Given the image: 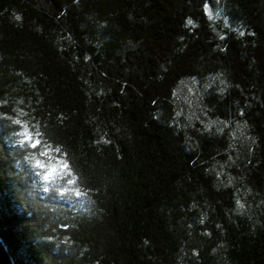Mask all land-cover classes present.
Wrapping results in <instances>:
<instances>
[{
    "label": "trees",
    "instance_id": "1",
    "mask_svg": "<svg viewBox=\"0 0 264 264\" xmlns=\"http://www.w3.org/2000/svg\"><path fill=\"white\" fill-rule=\"evenodd\" d=\"M204 3L0 0V264H264V0Z\"/></svg>",
    "mask_w": 264,
    "mask_h": 264
},
{
    "label": "snow or ice",
    "instance_id": "2",
    "mask_svg": "<svg viewBox=\"0 0 264 264\" xmlns=\"http://www.w3.org/2000/svg\"><path fill=\"white\" fill-rule=\"evenodd\" d=\"M201 2H202L205 9H207L210 6L209 4L204 3V0H201ZM17 19H19V17H17ZM189 23H191V21H189ZM241 35H243V33H241ZM221 38H223V37H221ZM45 179H47V177H45Z\"/></svg>",
    "mask_w": 264,
    "mask_h": 264
}]
</instances>
